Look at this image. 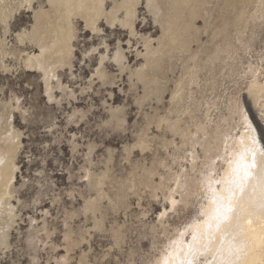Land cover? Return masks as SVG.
<instances>
[{"label": "bare ground", "instance_id": "obj_1", "mask_svg": "<svg viewBox=\"0 0 264 264\" xmlns=\"http://www.w3.org/2000/svg\"><path fill=\"white\" fill-rule=\"evenodd\" d=\"M34 1L0 0V69L10 71L5 59L16 55L23 69L38 73L50 104L60 106L64 100L69 104L70 98L76 99L75 90L62 81L61 71L68 69L75 77L72 67L77 22L81 21L84 28L96 33L101 31L100 20L110 26L117 23L126 28L130 36H135L140 3L151 13L160 35H139L142 49H136L135 55L140 56L141 61L133 67L127 63L120 41L109 56L106 53L108 44L103 39L102 51L92 47L99 55L87 87H91L94 79L101 84L112 83L113 76L105 66L107 60H112L120 73H127L131 88L140 85L141 94H134L140 109L151 100L158 104L164 93H169L164 112L159 113L154 107L152 112L143 113L144 125L135 134L134 142L122 148L123 160L129 162L134 148L142 153L150 150L151 141L158 140L165 157L153 153L149 164L132 162L127 176L117 178L111 173L112 149L106 150L103 168L97 170L92 158L96 145L86 143L84 164L79 170L87 195L77 191L82 204L72 209L68 218L82 217L91 225H84L82 233L75 237L72 227L65 222L62 234L65 251L68 253L81 247L84 241L89 242L87 237H91V231L107 230L118 244L123 239L122 226L113 224L105 228L108 211L116 213L127 208L128 194H138L144 186L152 197L161 191L170 210L180 203L187 205L197 190L208 194L202 219L194 221L190 227V240L185 239L184 232L170 238L166 250L155 257L154 264H264V78H260L264 70L250 62L246 67L238 64L239 52L250 48L253 40L252 35L243 34L245 28L248 25L252 29L264 20V0L252 13L241 9L246 0H37L36 8ZM212 2L214 6H210ZM215 6L221 7L216 10ZM19 7L31 9L33 13L30 28L15 34L19 44L27 42L36 48L24 54H17L15 46H8L5 39L10 30L9 20ZM197 18L202 19V26L196 25ZM236 22L242 27L230 37L227 30L236 26ZM203 33L207 35L205 41L200 39ZM240 68L249 75L246 91L238 97L228 96L223 103L227 113H223L217 101L216 73L233 77ZM176 69L178 75L171 79L172 86H169L167 72ZM83 90L85 86L81 87ZM256 106L262 107L263 112L256 113ZM245 107L253 125L244 112ZM2 108L0 248L9 251L11 229L19 217L16 178L23 135L12 118L15 111L23 117L25 110L20 108L15 94ZM107 110L108 119L104 122L123 127V108L108 104ZM213 111L216 112L213 114ZM76 114L81 120L86 111L74 108L69 114L70 120ZM233 114L244 124L239 136L227 133ZM151 125L159 131L157 134L149 133ZM70 137L71 150L77 152L81 144L75 133ZM183 161L188 165L173 169L174 164ZM24 184L22 182L21 186ZM166 215L163 207L157 217L161 226ZM30 226L33 230V219H30ZM42 229L48 237L45 221ZM32 230L28 235L30 240L35 238ZM87 256L88 252L81 250L77 264H89ZM35 259L33 256L32 260ZM68 260V254L61 256L62 262Z\"/></svg>", "mask_w": 264, "mask_h": 264}, {"label": "rangeland", "instance_id": "obj_2", "mask_svg": "<svg viewBox=\"0 0 264 264\" xmlns=\"http://www.w3.org/2000/svg\"><path fill=\"white\" fill-rule=\"evenodd\" d=\"M260 1L246 0L241 4V9L252 13ZM38 3L35 0L33 7L36 8ZM107 6L110 7V5ZM210 6H214V2ZM219 8L215 6L216 10ZM137 10L135 36H130L128 30L119 24L110 26L103 20L99 21L101 31L91 32L77 20L78 37L74 40L72 67L75 77L70 75L68 69L61 71L62 81L75 90L76 99L70 98L69 104L66 100L60 106L50 104L44 95L38 73L23 69L18 64L16 55L5 59L11 69L10 71L0 69V119L3 118V103L13 94L18 97L19 106L25 112L22 117L18 111H15L12 118L14 126L23 133L22 148L17 158L20 170L16 178L18 189L16 195L20 199L19 217L11 229L9 251L0 248V264H77L81 250L88 252L89 264H154L160 253L166 250L170 238L179 237V234L184 232L185 239L189 241L190 227L194 221L202 219L201 212L208 197L203 190H197L187 205L180 203L176 209L170 210L161 191H158L157 196L152 197L149 189L142 186L138 194L132 192L128 194L127 208L116 213L108 211L105 228L108 229L113 224L122 226L123 239L118 244L114 243L107 230L91 231V237H87L89 242L84 241L81 247H75L68 253L65 251L62 235L65 222L72 227L75 237L82 233V228L91 225L90 221L85 222L82 217L73 220L68 218V213L82 204V198L77 191L87 195L79 170V167L84 164L83 154L86 152V143L94 142L96 145L92 158L97 170L103 168L102 162L106 150L112 149L111 173L117 178L126 177L131 164L135 162L149 164L153 153L162 157L166 156L158 140L151 141L150 150L142 153L134 148L129 162L123 160L122 148L125 144L131 145L134 142L135 134L140 126L144 125L143 113L152 112L154 107L158 108L159 113L164 112L169 98L168 92L164 93L163 100L158 104L155 100H151L140 109L135 103V95L141 94L142 91L140 85L136 89L131 88L127 73H120L112 60H107L105 63L106 70L113 76L112 83L101 84L99 80L94 79L91 87H87L88 79L97 66L99 55L97 51H92V47L102 51L103 39L108 44L106 53L109 56L112 55L117 41H120L127 63L133 67L141 61V57L135 55L136 49H142L139 35L151 37L160 35V28L153 22L152 15L147 11L144 3H140ZM32 22V10H27L25 7H19L9 20L10 30L5 35V39L8 46H15L17 54L36 51V48L29 43L19 44L15 39V34L22 29H29ZM202 24V19L197 18L196 25L202 26ZM241 27L242 25L238 23L236 26H230L227 30L228 35L231 37L236 33L235 30ZM243 34L252 35L253 40L250 48L241 49L239 52L241 58L238 64L246 67V63L250 62L264 70V20H260L252 29L247 25ZM0 36H2L1 24ZM206 38V34H201L202 41ZM128 39L129 44H127ZM240 70L233 77L216 73L217 101L220 102L219 107L223 113H227L223 103L228 96L238 97V94L246 91L249 75L244 74L241 68ZM177 75L178 69L167 72L169 86H172L171 79ZM260 78H264V71L261 72ZM83 86L85 90L81 91ZM108 104L123 108L125 117L123 127L104 122L108 119ZM258 107L255 108L256 113H262L263 108ZM74 108L85 110L86 116L80 120L76 114L70 120L69 116ZM260 108L262 111L259 110ZM215 112L213 111V114ZM244 112L252 124L246 107ZM237 117V114H233L230 120L227 133L231 136H239L244 127ZM156 130L154 125H151L149 133L157 134L159 131ZM74 133L81 144L77 152H73L69 144L70 136ZM186 165L188 162L183 161L178 165L174 164L173 169L177 170ZM22 182H25L23 186H21ZM175 196L178 197V193ZM163 207L167 210V215L161 226L157 217ZM30 219H33V230ZM44 221L49 233L48 237L42 229ZM31 230L35 234L32 240L28 239ZM65 254L69 255V260L62 262L61 256ZM33 256L36 257L35 260H32Z\"/></svg>", "mask_w": 264, "mask_h": 264}]
</instances>
